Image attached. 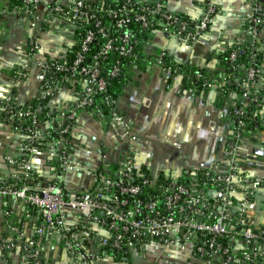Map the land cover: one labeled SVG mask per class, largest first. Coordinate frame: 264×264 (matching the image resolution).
<instances>
[{"label": "built area", "instance_id": "2783aa9c", "mask_svg": "<svg viewBox=\"0 0 264 264\" xmlns=\"http://www.w3.org/2000/svg\"><path fill=\"white\" fill-rule=\"evenodd\" d=\"M21 1L27 15L33 16L43 5L48 13L83 32L72 58L37 57L38 45L31 37L24 62L11 75L12 91L0 101V121L18 142L16 151L6 156L8 177L0 180V199L11 202L5 213L18 205L41 212L32 239L25 241L18 233L17 238L0 242V252L19 248L25 264H47L43 241L54 236L75 264H139L128 251L138 254L150 243L157 246L159 254L148 264H175L169 254L173 250L188 254L193 264H264V227L256 220L264 179L241 174V159L251 154L239 138H232L234 132L243 131L250 118L246 105L233 109L235 129L223 146L226 170L205 169L181 181V177L166 174L153 176L138 167L135 152L140 138L131 135L130 122L117 111L115 99L102 96L107 112L101 111L96 101L106 89L107 75L116 77L121 71L117 60L106 76L102 74V62L111 53L127 59L131 71H138L143 62H154L165 80L179 74L180 66L167 50L147 53L146 45L137 48L132 31L137 25L151 31V36L162 32L177 43L193 44L215 20L218 8L214 0L206 1L199 18L168 11L165 0H108L97 6L87 0ZM263 1L252 0L247 19L253 46L264 20ZM239 52L231 51V65ZM255 56L253 53L252 62ZM32 67L38 68V92L28 103H21L14 89ZM203 77L195 72L188 78L193 85ZM229 77L203 81L202 87L221 91L230 83ZM257 79L264 81V71L250 65L246 78L235 81L243 98L251 96L258 101L257 92L250 91V84ZM66 86L74 87L76 100L72 107L60 108L54 97L57 89ZM83 110L98 112L119 126L127 143L117 170H97L92 188L79 190L74 176L89 174L74 152L73 131ZM39 156L45 161L38 160Z\"/></svg>", "mask_w": 264, "mask_h": 264}, {"label": "crops", "instance_id": "0c3cea01", "mask_svg": "<svg viewBox=\"0 0 264 264\" xmlns=\"http://www.w3.org/2000/svg\"><path fill=\"white\" fill-rule=\"evenodd\" d=\"M44 1V4H49L52 0ZM206 1L165 0L164 6L170 12L199 18ZM11 2L0 0V101L12 91L11 75L24 62L25 49L31 37L37 42L36 56L40 58L63 57L77 41V27L56 14L48 13L45 6L38 7L30 16L20 8H10ZM214 2L218 8L215 20L197 42L189 45L177 43L166 39L165 33L157 32L145 44L146 52L165 49L177 64L206 69L212 74L218 72V55L248 39L246 24L252 0ZM256 46L262 53L261 67L264 71V20ZM132 72L131 82L116 100V109L130 122L131 135L140 138L135 152L137 166L153 176L166 174L175 178L187 176L200 168L224 172L223 146L235 129L230 108L237 97L230 93L222 94L223 91L216 87L195 89L186 86L182 73L165 80L154 62H143L138 71ZM38 88V68L32 67L14 92L21 103H28ZM76 96L74 87H62L57 89L54 102L60 108H70ZM259 121L264 125V105ZM250 132L239 141L251 154L241 159V172L252 178L264 179V128L253 130L254 135L252 130ZM73 135L74 152L89 171V174L79 177V183L76 181L79 190L92 188L93 174L97 170H117L121 166L127 138L121 128L109 119L98 112L83 110ZM17 146L10 129L0 121V180L8 177L6 156L14 153ZM38 160L44 162V156H39ZM258 199L257 225L264 227V186ZM10 204L9 200L0 199V242L17 238L18 233L25 241L32 239L41 222V212L18 205L6 215ZM43 248L47 264H75L64 245L54 236L43 241ZM142 251L153 253L157 246L150 243L141 247L139 253ZM128 255L139 264L143 259L133 250L128 251ZM0 264H25L23 252L19 248L0 252Z\"/></svg>", "mask_w": 264, "mask_h": 264}, {"label": "trees", "instance_id": "16d2710c", "mask_svg": "<svg viewBox=\"0 0 264 264\" xmlns=\"http://www.w3.org/2000/svg\"><path fill=\"white\" fill-rule=\"evenodd\" d=\"M108 0H94L92 1L93 5H106ZM117 1H115L116 3ZM16 7L23 10V3L21 0H12L10 8ZM81 32H83L82 29L77 28V38L80 36ZM132 35L137 38V48H142L152 37L151 31H143L138 27L137 25L134 27L132 31ZM78 47V42H76L73 47L70 49V51L66 54L67 58H72L74 55L75 50ZM233 49H239V55L237 57V60L231 65L229 61V55ZM255 53V59L252 62V54ZM218 58L220 60V70L216 72L215 74H212L208 72L206 69L201 68H195V67H189L184 66L181 64H178L180 67L179 72L184 75L183 82L186 86H190L193 88H203L202 84L203 81L210 80H223L226 75L230 74V77L228 78V81L230 83H225L224 87L221 91L222 94H233L237 97V99L234 101L233 106L230 108V113L232 115V120L234 122V125L236 123V117L233 114V109L235 107H239V105H246L248 110L249 119H246V125L243 128V131L240 133L234 132L233 139H238L241 141L244 137L251 134L250 130H257L264 128V125H260L259 121V115L260 110L262 109V106L264 105V81H261L260 79L255 80L250 84V91H256V95L258 97V101L255 102L251 99V96L248 97H242L241 93L242 91L240 88L235 84V81H240L242 79L246 78V68L250 65H254L255 67L261 68V62H262V53L260 49L255 45H251L250 39H246L245 41L232 45L227 48L223 53L218 55ZM120 61V67L121 71L116 77H110L107 75V85L106 89L103 94H98L96 97L97 105L101 108V111L107 112V106L102 102V96L108 95L112 99L117 100L124 92V88L131 82L133 77V72L129 69V64L127 63V59H124L123 57H119L116 53H111L103 62L101 65V71L102 74L106 76V73L109 72L112 65L117 61ZM138 63V62H137ZM195 72H200L204 75V77L199 81H193V85L191 84L190 79L188 78L189 75ZM221 73V74H220ZM33 103V101H32ZM42 105L44 101L41 102ZM237 133V134H236ZM242 165V163H241ZM206 168H200L196 170V173H199ZM211 170V169H207ZM212 171V170H211ZM242 175L244 173L241 172ZM186 178V176H183L180 178L181 181H183Z\"/></svg>", "mask_w": 264, "mask_h": 264}, {"label": "rangeland", "instance_id": "374dc122", "mask_svg": "<svg viewBox=\"0 0 264 264\" xmlns=\"http://www.w3.org/2000/svg\"><path fill=\"white\" fill-rule=\"evenodd\" d=\"M74 179L75 181H79V176H74ZM79 183V182H78ZM63 251H64V248H62ZM149 251H151V248H149ZM158 250L157 251H154L153 253L150 252H145V251H142L141 253H138L137 255L140 257V258H143L142 261H140V264H148V262H152L153 260H155V258L157 257V254H158ZM180 253V254H178ZM173 260H176V264H186V260L188 258V254L186 253H181V252H178L177 250H173L172 253H169ZM179 256L182 258L179 259Z\"/></svg>", "mask_w": 264, "mask_h": 264}, {"label": "flooded vegetation", "instance_id": "af4514ba", "mask_svg": "<svg viewBox=\"0 0 264 264\" xmlns=\"http://www.w3.org/2000/svg\"><path fill=\"white\" fill-rule=\"evenodd\" d=\"M185 262H186V264H193V262L188 260V259ZM175 264H176V260H175Z\"/></svg>", "mask_w": 264, "mask_h": 264}, {"label": "water", "instance_id": "95a60500", "mask_svg": "<svg viewBox=\"0 0 264 264\" xmlns=\"http://www.w3.org/2000/svg\"><path fill=\"white\" fill-rule=\"evenodd\" d=\"M166 39H168V38L166 37ZM252 135H254V132H253V130H252ZM77 176H80V174L78 173V174H77Z\"/></svg>", "mask_w": 264, "mask_h": 264}]
</instances>
